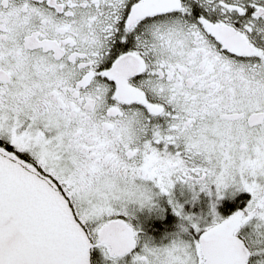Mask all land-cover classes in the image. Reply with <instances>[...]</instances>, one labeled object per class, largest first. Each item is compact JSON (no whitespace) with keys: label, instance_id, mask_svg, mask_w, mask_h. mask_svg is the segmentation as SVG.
<instances>
[{"label":"snow or ice","instance_id":"1","mask_svg":"<svg viewBox=\"0 0 264 264\" xmlns=\"http://www.w3.org/2000/svg\"><path fill=\"white\" fill-rule=\"evenodd\" d=\"M0 264H264V0H0Z\"/></svg>","mask_w":264,"mask_h":264}]
</instances>
